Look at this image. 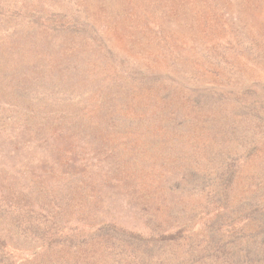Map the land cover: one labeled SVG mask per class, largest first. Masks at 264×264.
<instances>
[{
    "label": "trees",
    "instance_id": "16d2710c",
    "mask_svg": "<svg viewBox=\"0 0 264 264\" xmlns=\"http://www.w3.org/2000/svg\"><path fill=\"white\" fill-rule=\"evenodd\" d=\"M139 1L136 0L138 6ZM141 1L143 2V0ZM44 4H46L44 0H18L12 5L3 2V10L0 9V26L2 24L4 26L3 40L0 41V56H3L0 58V61H3V80L0 81V99L3 98V101H0V105L12 109L8 110V116L11 117L7 116L6 119L11 128L9 137L19 146L13 151H22V154L26 156L24 150H31L29 143L22 141L27 130L31 131L33 135L39 134L41 129L46 131V140L48 143L50 142L48 145L52 147V154L37 153L33 156V160L27 156L17 164L19 166L18 171L12 169L11 172L16 174L15 177H23V179L26 177L27 185L38 184L30 177L33 172L30 171V166H41L48 162L50 166L53 164H56V168L58 166L59 174L63 173L62 178L59 177L58 181H54L55 185H63L56 192L57 195L51 199L38 197L37 202H35L39 203L38 208L31 216L27 212L30 206L11 210L18 216L26 217L25 222L19 223L21 225L19 228L24 227L26 231H30L35 240V245L31 251H27L30 254L25 260L24 257L22 259L34 261V264L35 258H39L37 264H75L79 260L87 261L88 257H100L96 254L98 252H107L111 249L113 252H118L119 249L125 248L124 250L133 252L132 257L138 264H149L147 262L152 263L156 260H158L157 264H163L166 260V255L163 254L164 243L150 238L142 239L136 234V230H130L124 225L112 221L110 216L113 210L112 206L99 201L97 197L99 193L94 195V187L96 186L94 184L99 179L98 173L104 168L101 166L106 163L103 157L107 153L109 156H114L115 153L113 152H116L117 149H126L124 156L127 158L124 161L117 160V165L113 167L112 171L119 172L118 177H112L111 182L114 184L156 185L154 177H152L153 173H150L151 167L154 165V158L161 160L171 152L177 160H186V158H190V162L195 160L184 153V149L199 142V137H195L196 131L199 132V136L203 133L207 135L208 132H204V129L211 130L213 127L211 125L216 120L229 121V107L237 116L245 112L248 116L251 115L250 111L256 110L254 115H251V119L256 121L255 130L250 129L251 131L246 133V136L254 141H259V144L263 139L264 132V115L259 112L262 105L259 103L262 102L258 100L251 104H245L243 97L246 82L250 79L253 85H258L259 80L257 77L253 79L249 73L251 70L246 67L232 69L231 66L232 70L224 67L227 60L223 54L217 55L220 56L222 62L215 61L212 56H199L196 61L189 60L188 58L194 56V52L198 48H187L189 57L186 56V59H183L185 65L189 64L196 70L197 74L204 70V74L202 73L204 77L214 75V80L206 86L203 85L204 88L201 89L204 90L200 89L195 100L196 105L187 107L186 104L183 105L175 100L172 106L173 112H169L164 104L159 102L163 105V109L158 111L156 115H152L150 121L149 117L137 120L135 116H129L128 113L127 115L121 113L124 116H119L116 108V90L112 88L114 84L120 86L121 82L127 81L130 90L133 84L135 86L138 84L141 86L140 91L142 92L139 97L144 96L149 99H151L153 90L157 88L153 87L156 83L153 80H141L143 64L134 60L145 57V54L139 50L141 49L140 46L136 44L139 37L144 38L148 44L152 41L155 43L156 39L161 41L160 30L157 29L161 21L154 22L155 30L139 26L135 35L128 36L127 34L125 38L118 39L116 43L110 39L122 53V57L118 55V51H112L111 45L107 43L109 40L106 41L107 38H103L97 28L88 24L86 19L80 20L73 15L67 18L70 20L68 25L64 22L51 23L50 19H53L54 16L46 15L42 9ZM5 5L7 6L4 7ZM41 5L43 6L40 7ZM122 12L128 11L125 9ZM105 13L100 14L98 12L97 14L101 19H106L108 13ZM129 16L130 24L133 25L135 16L132 14ZM9 19L12 21L9 22ZM210 39L212 38L207 39L208 42ZM154 43L150 44L156 45V47L161 45V43ZM49 46L52 49L49 50ZM133 46H137L139 49L135 47L136 52L130 56ZM16 54L20 56L18 57ZM23 57L28 59L26 65L31 71L27 73L23 69L22 75H17L15 71L22 70L17 65ZM100 58L102 61H99ZM8 60L12 62L7 64ZM93 62H96L97 65L95 66ZM15 64L16 67L13 69L11 65ZM78 71L80 74L76 73ZM231 71L236 72V77L241 81L236 87V92H234L235 88L230 86ZM75 75L82 77V80L86 81L87 84L96 83V87L92 90H81L80 93H70V91L63 89V82L73 79ZM216 77L220 80L215 81ZM91 78H95L96 82ZM226 88H228L227 91ZM159 91L158 96H155V102L158 97H167L166 90L159 89ZM248 91L258 92V98H261L260 90L250 91L248 89ZM139 103L141 100H139L134 112H138L142 117L145 105L141 107ZM205 115L209 117L208 123H206ZM189 121H196L195 126H199V128H196L195 131L193 127L187 125ZM131 126H135L134 129L138 130L137 133L139 136L141 135L140 137L137 138L133 135L134 132L128 130ZM121 136L123 142H121ZM57 142L59 145L58 155L61 156V159L74 157L67 166L57 165V158H51L57 154L54 147V143ZM65 143H68L72 149L69 147L66 149ZM256 145L257 142H254L251 148L242 151H246V155L240 158L242 161L223 162L220 171L209 168V172H207V166L203 172L182 173L188 176L186 179L188 188L193 190L194 187L198 189L203 184L215 183L216 194L229 199V189L232 185H240V178H242L241 183L250 179L248 176H241L240 178L237 176H240V168L243 167L245 159L249 158L250 152L256 150ZM202 146L204 153L210 156L209 146L206 144ZM211 148H215V146ZM155 160L157 161V159ZM66 161L64 160V163ZM236 164L239 168L236 167ZM238 171L239 174H237ZM180 174L177 177L179 181H181ZM261 176L264 177V172L260 176H255L256 183L253 185L251 195L255 196L261 205L262 203L264 205V195L260 198L256 197L258 194H264V184L262 188L259 187ZM199 181L201 182L200 185ZM41 182L43 185L47 183L43 178ZM90 185H93V188ZM246 189L249 190L247 187ZM81 190L84 192L80 193ZM133 191L134 196L138 195L136 190ZM48 193L50 194V192ZM21 194L17 193V197ZM225 199L222 200L224 203L228 200ZM13 200L10 202L3 201V219L8 218L10 212L8 205L18 201L16 198ZM236 200L235 198L234 201ZM222 201L219 202V207L223 209L226 207H223ZM26 207L28 209L25 216L23 211ZM263 207L260 206L257 209L256 218L264 217ZM50 214L64 215L65 224L61 225L55 222L54 229L46 227L43 220ZM217 221L219 218L211 220L210 224L203 225L204 236L200 241L201 244L205 243L204 249L209 251L214 249L216 245L223 244L224 246L226 238L230 237V234L220 232ZM258 228H262L264 231V219ZM220 233L223 234L224 240ZM261 235L264 237V233ZM241 250L244 253L247 252L245 256L251 252L245 247ZM191 251L192 248L189 246L187 252L190 253ZM227 251L234 258L236 264H264L262 262L264 258H259L254 253H250L247 263H244L242 252L237 251L239 254L235 255V251L233 253ZM104 259V257L98 259V264H103ZM114 263L113 259L108 260L105 264ZM175 264H195V260L187 257L183 263L176 262Z\"/></svg>",
    "mask_w": 264,
    "mask_h": 264
},
{
    "label": "rangeland",
    "instance_id": "374dc122",
    "mask_svg": "<svg viewBox=\"0 0 264 264\" xmlns=\"http://www.w3.org/2000/svg\"><path fill=\"white\" fill-rule=\"evenodd\" d=\"M15 1L18 0H0V4H2L0 9L3 10V2L12 5ZM132 1L134 2L132 3ZM44 3L46 4L42 9L46 15L54 16L53 19H50L51 23L64 22L68 25L70 20L67 18L73 15L80 20L86 19L88 24L97 28L103 38H107L106 41H110L107 43L115 52H119V50L110 39L116 43L118 39L122 40L127 34L128 36L135 35L139 26L155 30L154 22L161 21L157 26L161 33L159 35L161 41L156 39L155 43L150 42L161 43V45L156 47V45L148 44L144 38L139 37L136 44L141 49L133 46L130 54L133 56V52H136L135 47L145 54L143 59H135L134 61L143 64L141 80H153L156 82L153 87L157 88L153 90L151 99H149L144 96L139 97L142 92L140 91L141 86L138 84L136 86L133 84L131 90L127 81L121 82L120 86L114 84L112 88L116 90L117 115L122 116L121 113L126 115L128 113L129 116H135L137 120L149 117L150 121L152 115H156L158 111L163 109V105L159 102H162L169 112H173L172 106L175 100L183 105L186 104L187 107H194L200 89L214 80V75L204 77L202 75L204 70L197 74L196 70L189 64L185 65L183 59L188 56L186 49L194 47L198 50L194 52V56L188 58L189 60L196 61L199 56H212L215 61L220 62L221 58L217 55L223 54L227 60L224 67L227 69H231V66L232 69L243 67L250 69V72L248 70L246 72L251 73L253 79L257 77L259 82L258 85H253L250 79L246 82V88L243 90L245 104L261 100L262 103L259 104L262 105L259 112L264 115V0H143V2L140 0L139 6L136 0H44ZM125 9L128 12H122ZM98 12L100 14L108 13L106 19H101L97 14ZM130 14L135 16V24L133 22V25L130 24ZM10 21L12 20L9 19ZM3 29L2 24L0 26V41L3 40ZM209 38L212 39L208 42L207 39ZM48 49L52 48L49 46ZM118 55L123 57L120 52ZM16 56L19 57L20 55L16 54ZM22 59L19 60L21 63L19 62L17 65L22 70L15 71L17 75H22L24 71L27 73L31 71L26 65L28 59L26 57ZM99 61H102V58ZM11 62L8 60L6 63ZM93 64L97 65L96 62ZM11 66L14 69L16 64ZM76 73L80 74V71ZM230 76V86L234 87V92H236V87L241 81L236 77L237 74L234 71L230 72ZM91 79L95 80V78ZM2 80L3 61H0V81ZM218 80L220 79L216 77L215 81ZM94 87H96V83L87 84L78 75H75L71 80L64 81L62 85V88L70 91V93H80L81 90H92ZM159 89L166 90L167 97H158L155 102V96L160 93ZM248 89L250 91L260 90L261 98H258V92H249ZM227 90L228 88H226ZM229 90L231 91L230 88ZM162 96L164 95L162 94ZM139 100H141L139 103L141 107L145 105L142 117L138 112H134ZM0 101H3V98ZM8 110L12 109L0 105V264H34V261H24L30 254L27 251H31L35 245L34 237L31 236L30 231H26L24 227L19 228L21 226L19 223L25 222L26 217L18 216L11 210L30 206L29 209L28 207L24 209L23 214L26 216L28 209V215L31 216L38 208L39 203H35L38 197L51 199L57 195L56 192L63 185H55L54 181H58L59 177L62 178L63 173L59 174L60 170H57L56 164L50 166L46 162L41 166H30V171H33L30 177L33 181L38 182L37 185H27L26 177L25 179L15 177L16 174L11 171L12 169L18 171L19 166L17 164L20 161L27 156L33 160V156L37 153L52 154V147L48 145L50 142L48 143L46 140V131L41 129L39 134L33 135L31 131L27 130L22 141L28 142L31 150H24L26 156L22 154V151H13L19 146L9 137L11 128L6 119ZM229 111V121L216 120L211 125L213 126L211 130L204 129V132H208L207 135L203 133L199 136V132L195 130L199 128V126H195L197 122L189 121L187 125L196 131L195 137H199V142L192 147H186L184 153L195 160L191 162L190 158L182 159L183 161L177 160L171 152L161 160L154 158V165L151 167L150 173H153L152 177H154L156 185L114 184L111 182L112 177H118L119 172L112 171L113 167L117 165V160L124 161L127 158L124 156L126 149H117L116 152H113L115 153L114 156H109L107 153L103 157L106 163L101 166L104 167L101 172H97L100 182L98 179L94 184L96 185L94 195L99 193L98 200L112 206L113 210L110 213L112 221L124 225L130 230H136V234L142 239L150 238L162 241L164 243L163 254L166 255L163 264L183 263L187 257L194 259L195 264H236L227 250L231 253L235 251V255L242 252L244 263H247L250 253H254L259 258H264V237L261 235L264 231L262 228H258L264 217L256 218L255 216L257 209L264 205L263 203L261 205L255 196L251 195L253 185L256 183L255 176H260L264 172V169H259L264 168V132L263 139L259 144V141H254L246 136V133L251 131L250 129H254L256 121L251 119V115H254L256 110L250 111L251 115L248 116H246V112L239 116L234 115L230 107ZM205 118L206 123H208L209 117L205 115ZM134 127L131 126L128 130L134 132L133 135L138 138L141 135L139 136L138 130ZM121 132L123 134V131ZM121 139L123 142L122 136ZM254 142H257L256 150L250 152L249 158L245 159L243 167L240 168V176H237L239 178L248 176L250 179L241 183L242 178H240V185H232L229 189V199L226 198L228 200L225 203L222 201L225 197L216 194L215 183L211 185L202 183L203 185H200L201 182L199 181L198 189L196 187L193 190L188 188L189 185L186 181L188 176L182 173L203 172L207 166V172H209V168L220 171L223 162L242 161L241 156L246 155V151H242L251 148ZM54 144L57 154L51 158H57V165H69V161L73 160L74 157L61 159V156L58 155V142ZM61 144L63 145V143ZM203 144L209 146L210 156L204 153ZM64 146L66 149L71 148L68 143H65ZM214 146L215 148H211ZM64 160L67 161L64 163ZM236 167L239 168L237 164ZM211 169L210 172H212ZM179 174L181 181L177 179ZM209 176L212 175L209 174ZM42 178L47 182L46 185L41 182ZM259 182L261 183L259 187L262 188L264 177L261 176ZM90 187L93 188V185ZM133 190H136L138 195L134 196ZM79 192L82 193L84 190ZM17 193L22 194L17 197ZM263 195L258 194L256 197L260 198ZM14 198L18 201L8 205L10 209L9 215H6L8 218L3 219V201H14ZM235 198L236 201H234ZM220 201L222 204L224 203L223 207L226 208L219 207ZM215 218H219L217 226L220 227V232L228 233L230 237L226 238L224 246L223 244L216 245L214 249L209 251L204 249L205 243L201 244L204 236L203 225L210 224L211 220ZM65 221L64 215L50 214L46 216L43 223L46 227L54 229L55 222L62 225L65 224ZM220 235L223 239V234L220 233ZM189 246L192 248L190 253L187 252ZM243 247L251 251L246 256L247 252L244 253L241 250ZM124 249H119L118 252H113L112 249L107 252H98L96 254L100 257H88L87 261L79 260L75 264L79 262L81 264H98L97 260L102 257L105 258L103 264L113 259L114 264H138L132 257L133 252ZM35 259V264H37L39 258ZM157 261L147 263L157 264ZM262 262L264 263V261Z\"/></svg>",
    "mask_w": 264,
    "mask_h": 264
}]
</instances>
